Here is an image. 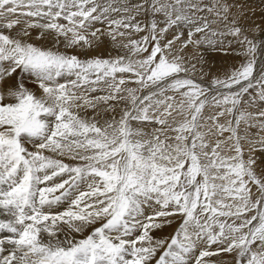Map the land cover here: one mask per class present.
Returning a JSON list of instances; mask_svg holds the SVG:
<instances>
[{
  "label": "snow or ice",
  "instance_id": "snow-or-ice-1",
  "mask_svg": "<svg viewBox=\"0 0 264 264\" xmlns=\"http://www.w3.org/2000/svg\"><path fill=\"white\" fill-rule=\"evenodd\" d=\"M0 213V264H264V0H0Z\"/></svg>",
  "mask_w": 264,
  "mask_h": 264
},
{
  "label": "bare ground",
  "instance_id": "bare-ground-1",
  "mask_svg": "<svg viewBox=\"0 0 264 264\" xmlns=\"http://www.w3.org/2000/svg\"><path fill=\"white\" fill-rule=\"evenodd\" d=\"M259 2L260 0H250V3H252L254 7H257L259 5ZM252 19L255 20V22L258 24L261 23L260 13L258 10H257L256 16H254ZM207 58L209 62V67L212 69H222L223 70L225 67H227V65H231L236 62L232 59V57H224L223 55L219 53H208ZM0 218H6V217H4L2 213H0ZM171 231L172 229H168V232H171Z\"/></svg>",
  "mask_w": 264,
  "mask_h": 264
},
{
  "label": "rangeland",
  "instance_id": "rangeland-1",
  "mask_svg": "<svg viewBox=\"0 0 264 264\" xmlns=\"http://www.w3.org/2000/svg\"><path fill=\"white\" fill-rule=\"evenodd\" d=\"M228 66H230V65H227V67H228ZM206 70H208V69L206 68ZM220 71H223V70H222V69H212V68H211V73H212V74L218 73V72H220Z\"/></svg>",
  "mask_w": 264,
  "mask_h": 264
}]
</instances>
